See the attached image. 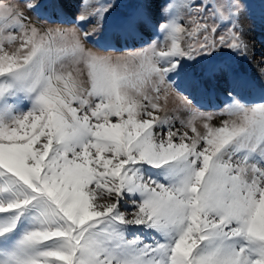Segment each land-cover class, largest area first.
I'll use <instances>...</instances> for the list:
<instances>
[{
  "label": "snow or ice",
  "instance_id": "snow-or-ice-1",
  "mask_svg": "<svg viewBox=\"0 0 264 264\" xmlns=\"http://www.w3.org/2000/svg\"><path fill=\"white\" fill-rule=\"evenodd\" d=\"M79 7L71 28H42L25 10L54 0H0V264H264V97L245 100L233 65L251 5ZM101 33L142 46H86ZM174 76L220 90L218 111Z\"/></svg>",
  "mask_w": 264,
  "mask_h": 264
},
{
  "label": "rangeland",
  "instance_id": "rangeland-1",
  "mask_svg": "<svg viewBox=\"0 0 264 264\" xmlns=\"http://www.w3.org/2000/svg\"><path fill=\"white\" fill-rule=\"evenodd\" d=\"M45 3L48 2V0H44ZM55 3H58L60 5V10L57 11L56 8H42L40 10L41 14L39 17H37L33 13L27 12L25 10L26 15L30 16L32 18L33 23H36L38 26L42 28L47 27H62V28H71L73 25L71 23H60L59 21L64 20H74L75 17L80 12V3L81 0H54ZM119 3L122 5H127L129 3H132L133 0H118ZM247 2L251 5L250 8V15H245L241 18V26L243 27L242 23H245V26L243 27L244 30V38L246 42L248 43V54L252 56V60H256L258 63V68L261 70H264V20L261 18V0H247ZM23 6V5H21ZM123 10V9H121ZM247 20V21H246ZM83 29L85 31L90 30V24H84L82 25ZM149 41L151 39H155V35L151 32V30H148L145 32L143 36V40ZM89 41H95V42H101L108 45H111V47H114V45L121 47L122 49H109L107 51L112 52L113 54H122L129 50H134L136 48H139L142 46V41H123L119 40L117 41L114 38H109L107 34H97L94 36H91ZM87 42L86 46L91 48L93 46V43ZM130 44L132 46H130ZM247 56V55H246ZM249 57V56H248ZM239 57L235 58L233 61V65L235 68L236 73L239 77L246 83V87L242 90V95L245 98V100L250 102H259L262 97H264V86L262 83H260L256 78H254L250 73L248 68L245 67V72L241 68V66L238 64ZM258 59V60H257ZM255 64V65H257ZM264 78V75L261 77ZM173 80L177 81L178 88L183 91L186 95H190V98L194 101V106L199 105L198 111L203 112L205 114L208 113H216L218 111L217 105L219 104L220 100H222V96L220 95V90H217V92L213 95H202L196 90H193L189 88L186 84V82L183 80L182 77H172ZM264 81V79H263ZM199 100V101H198ZM198 101V103H197ZM161 103L163 104L164 101L162 100ZM178 101L175 98L174 94H170L167 106L169 109L176 108L178 106ZM203 104H207L208 106L205 107ZM181 119L187 118V113L180 111L176 113ZM226 117L223 116H216V118L213 120V123L215 124L216 121L218 123L221 119H225ZM202 122L197 121L196 127L198 130L203 131L201 127ZM176 127L179 128L180 124L177 120Z\"/></svg>",
  "mask_w": 264,
  "mask_h": 264
},
{
  "label": "bare ground",
  "instance_id": "bare-ground-1",
  "mask_svg": "<svg viewBox=\"0 0 264 264\" xmlns=\"http://www.w3.org/2000/svg\"><path fill=\"white\" fill-rule=\"evenodd\" d=\"M247 21V20H246ZM243 27L245 26V23H242ZM246 27V26H245ZM245 30V29H244ZM90 43H93L95 41H89ZM248 44V43H247ZM101 46H105L107 47L106 44H103ZM109 49H115V50H118V49H122L121 47L119 46H116L114 45V47H107V50ZM251 53V56H252V52ZM249 56V57H248ZM251 56L247 53V56H244V57H239L238 59V64L241 66V68L243 69V71L245 72V67L248 68L249 70V73L254 77L256 78L260 83H262V85L264 86V81L263 79L261 78L262 75H264V71H262L261 69L258 68V62L256 60H252L251 59ZM258 60V59H257ZM257 64V65H255ZM242 77V76H241ZM199 101V100H198ZM197 101V103H198ZM203 106L207 107L208 105L207 104H203ZM215 124H218V121H216Z\"/></svg>",
  "mask_w": 264,
  "mask_h": 264
}]
</instances>
